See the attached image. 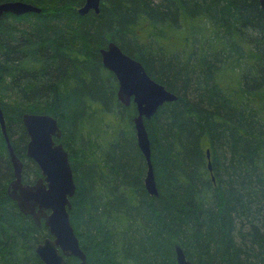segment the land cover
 <instances>
[{
    "label": "trees",
    "instance_id": "1",
    "mask_svg": "<svg viewBox=\"0 0 264 264\" xmlns=\"http://www.w3.org/2000/svg\"><path fill=\"white\" fill-rule=\"evenodd\" d=\"M22 1L39 14L0 19V108L22 162L24 114L49 115L75 184L68 218L87 264H264V10L258 0ZM114 42L177 100L145 122L157 196L144 187L131 103L99 50ZM209 152V158L206 152ZM210 164V169L208 168ZM0 131V264H43L50 238L6 193ZM66 264L78 260L65 258Z\"/></svg>",
    "mask_w": 264,
    "mask_h": 264
},
{
    "label": "water",
    "instance_id": "2",
    "mask_svg": "<svg viewBox=\"0 0 264 264\" xmlns=\"http://www.w3.org/2000/svg\"><path fill=\"white\" fill-rule=\"evenodd\" d=\"M264 10V0H258ZM100 0H85L77 10L80 16L92 11L99 12ZM40 9L30 3L9 1L0 3V19L5 15L24 16L39 14ZM102 66L112 73L117 81V99L128 106L132 102L138 112L133 119L135 139L146 165L144 187L154 197L156 183L150 158V143L143 124V118L150 119L164 103L175 97L162 85L152 80L143 66L127 56L113 42L99 50ZM22 124L28 142L26 158L38 168L41 177L32 184H23L21 179L22 162L14 154L5 132L4 119L0 108V131L13 169V181L6 189L7 196L15 202L18 210L30 216L39 227L41 221L48 229L50 238H45L35 247V253L43 264H66L65 258L73 257L78 264H87L77 237L70 225L68 210L70 199L75 193L71 167L67 153L60 143V129L55 119L49 115L24 114ZM209 158V152H206ZM210 169V164L208 163ZM177 264H191L178 245L174 246Z\"/></svg>",
    "mask_w": 264,
    "mask_h": 264
},
{
    "label": "bare ground",
    "instance_id": "3",
    "mask_svg": "<svg viewBox=\"0 0 264 264\" xmlns=\"http://www.w3.org/2000/svg\"><path fill=\"white\" fill-rule=\"evenodd\" d=\"M13 16V15H12ZM114 43V42H113ZM128 56V55H127ZM131 58V57H130ZM101 60V59H100ZM104 68V67H103ZM105 69V68H104ZM106 71H108L107 69H105ZM109 72V71H108ZM111 73V72H110ZM117 88H118V86H117ZM171 93V92H170ZM174 97H175V99L172 101V102H174V101H176L177 100V96H175L173 93H171ZM116 99H117V90H116ZM117 101H118V99H117ZM119 102V101H118ZM120 103V102H119ZM132 102H130V104H131ZM130 104L128 105V106H124V105H122L123 107H125V108H127V107H129L130 106ZM133 104V103H132ZM165 104V103H164ZM134 105V104H133ZM161 107V106H160ZM159 107V108H160ZM134 108H135V114H134V116L132 117V123H133V119H135L137 116H138V112H137V109H136V107H135V105H134ZM158 108V109H159ZM157 109V110H158ZM26 114H28V113H26ZM154 115H155V113H154ZM153 115V116H154ZM152 116V117H153ZM151 117V118H152ZM150 118V119H151ZM150 119H145V118H143V124L145 125V122H147L148 120H150ZM21 122H22V118H21ZM23 125V124H22ZM133 127H134V123H133ZM148 139H149V137H148ZM149 143H150V141H149ZM66 152V151H65ZM67 153V152H66ZM67 158H68V155H67ZM68 162H69V159H68ZM36 182V181H35ZM157 190V189H156ZM149 195V194H148ZM150 196V195H149ZM157 196V195H156ZM156 196H154V197H156ZM150 197H152V196H150Z\"/></svg>",
    "mask_w": 264,
    "mask_h": 264
}]
</instances>
